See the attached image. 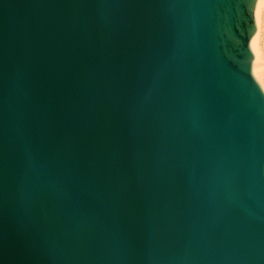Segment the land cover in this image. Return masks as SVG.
Wrapping results in <instances>:
<instances>
[{"label":"water","instance_id":"obj_1","mask_svg":"<svg viewBox=\"0 0 264 264\" xmlns=\"http://www.w3.org/2000/svg\"><path fill=\"white\" fill-rule=\"evenodd\" d=\"M257 0H0V264H264Z\"/></svg>","mask_w":264,"mask_h":264},{"label":"bare ground","instance_id":"obj_2","mask_svg":"<svg viewBox=\"0 0 264 264\" xmlns=\"http://www.w3.org/2000/svg\"><path fill=\"white\" fill-rule=\"evenodd\" d=\"M252 44L251 75L264 92V0H257Z\"/></svg>","mask_w":264,"mask_h":264}]
</instances>
